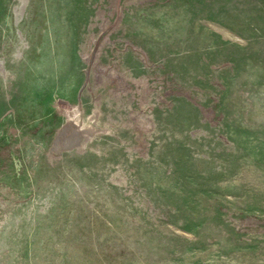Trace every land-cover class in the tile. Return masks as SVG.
<instances>
[{
	"label": "rangeland",
	"instance_id": "rangeland-1",
	"mask_svg": "<svg viewBox=\"0 0 264 264\" xmlns=\"http://www.w3.org/2000/svg\"><path fill=\"white\" fill-rule=\"evenodd\" d=\"M0 0V264H264V0Z\"/></svg>",
	"mask_w": 264,
	"mask_h": 264
},
{
	"label": "bare ground",
	"instance_id": "bare-ground-1",
	"mask_svg": "<svg viewBox=\"0 0 264 264\" xmlns=\"http://www.w3.org/2000/svg\"><path fill=\"white\" fill-rule=\"evenodd\" d=\"M23 1L24 0H20L19 1V4L16 6V7H14V14L16 15L17 14V9L20 11L21 10V8H22V6H23Z\"/></svg>",
	"mask_w": 264,
	"mask_h": 264
}]
</instances>
